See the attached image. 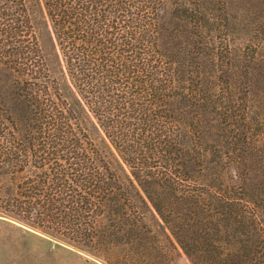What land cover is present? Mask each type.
<instances>
[{"label": "trees", "instance_id": "obj_1", "mask_svg": "<svg viewBox=\"0 0 264 264\" xmlns=\"http://www.w3.org/2000/svg\"><path fill=\"white\" fill-rule=\"evenodd\" d=\"M44 1L76 106L93 116L128 172L114 168L90 140L84 115L64 98L23 0H1L0 67L19 77V97L33 117L14 119L0 96V176L10 177L0 211L92 246L106 223L129 218L125 207L139 211L141 192L153 202L155 187L190 186L176 161L191 132L172 106L204 99L159 47V13L168 0ZM189 14L206 18L200 8ZM207 40L214 51V35Z\"/></svg>", "mask_w": 264, "mask_h": 264}, {"label": "rangeland", "instance_id": "obj_2", "mask_svg": "<svg viewBox=\"0 0 264 264\" xmlns=\"http://www.w3.org/2000/svg\"><path fill=\"white\" fill-rule=\"evenodd\" d=\"M23 2L64 98L84 115L90 140L114 168L128 172L93 116L76 106L45 1ZM196 8L206 18L189 14ZM159 14L161 51L204 99L172 106L191 132L176 161L190 186L155 187L153 202L141 192L145 202L136 204L144 221L125 207L129 218L106 223L92 246L0 211V264H264V0H168ZM7 67H0V96L14 119L29 122L33 109ZM0 178L4 199L10 177Z\"/></svg>", "mask_w": 264, "mask_h": 264}]
</instances>
